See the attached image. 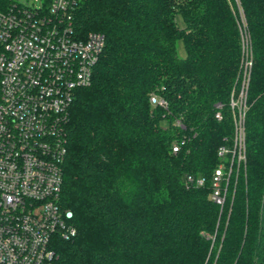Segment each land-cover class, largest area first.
Instances as JSON below:
<instances>
[{"label": "trees", "instance_id": "16d2710c", "mask_svg": "<svg viewBox=\"0 0 264 264\" xmlns=\"http://www.w3.org/2000/svg\"><path fill=\"white\" fill-rule=\"evenodd\" d=\"M239 7L253 52L246 163L221 207L210 178L232 144ZM71 20L105 46L65 124L60 204L77 234L55 242L56 263L264 264V0H76Z\"/></svg>", "mask_w": 264, "mask_h": 264}, {"label": "built area", "instance_id": "2783aa9c", "mask_svg": "<svg viewBox=\"0 0 264 264\" xmlns=\"http://www.w3.org/2000/svg\"><path fill=\"white\" fill-rule=\"evenodd\" d=\"M75 1L51 0L40 7L14 2L0 10V264H57L55 242L77 234L73 211L60 204L65 124L76 89L91 83L105 36L75 29ZM237 21L242 68L239 94L233 90L230 100L232 144L219 147L221 161L210 178V197L221 207L232 175L246 163L253 59L240 7ZM151 100L166 105L164 99ZM216 117H222L219 110ZM178 149L175 144L173 150ZM187 181L203 185L207 179L189 175Z\"/></svg>", "mask_w": 264, "mask_h": 264}, {"label": "rangeland", "instance_id": "374dc122", "mask_svg": "<svg viewBox=\"0 0 264 264\" xmlns=\"http://www.w3.org/2000/svg\"><path fill=\"white\" fill-rule=\"evenodd\" d=\"M15 1L18 2V3L29 5L31 7H40L43 4V0H15ZM177 22H178V24L180 26L184 25V23H183V21H182V19H181V17L179 15L177 16ZM250 39H251V37H250ZM251 46H252V44H251ZM177 51H178V55L180 57L186 56L185 47H184L182 41H180V40L177 41ZM252 59H253V54H252ZM241 64H242V59H241ZM239 81H241V80H239ZM240 87H241V82L239 83V90H240ZM239 90H238V92L236 94L237 96L239 94Z\"/></svg>", "mask_w": 264, "mask_h": 264}]
</instances>
